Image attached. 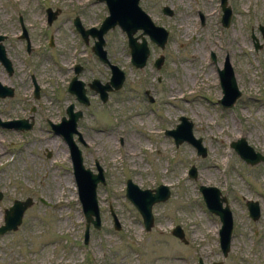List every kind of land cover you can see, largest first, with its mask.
I'll list each match as a JSON object with an SVG mask.
<instances>
[{"label": "rangeland", "instance_id": "rangeland-1", "mask_svg": "<svg viewBox=\"0 0 264 264\" xmlns=\"http://www.w3.org/2000/svg\"><path fill=\"white\" fill-rule=\"evenodd\" d=\"M226 3L231 15L223 27L219 0H139L152 22L167 31L163 48L143 35L149 55L135 68L124 32L108 29L102 48L124 79L104 102L86 88L83 106L66 90L72 67H80L77 78L85 85L93 78L104 83L110 72L90 50L93 38L83 42L72 20L77 17L84 29L98 27L107 15L104 1L0 0L1 43L12 68L8 75L0 64V83L13 90L11 97L0 98V120L32 122L27 130L0 127V225L13 200L32 201L16 230L0 234V264H198V259L264 264V163L249 166L229 147L243 137L264 153V0ZM162 6L172 14H163ZM47 8L57 10L49 24ZM18 17L27 40L20 38ZM224 58L241 93L230 108L217 102V69ZM68 104L81 111L76 121L81 142L73 139L82 164L96 172V163L104 179L95 189L100 226H89L86 243L68 149L48 125L66 116ZM181 115L200 138L203 157L164 134ZM190 166L194 178L187 175ZM126 179L140 189L158 184L169 189L165 201L151 206L147 231L125 198ZM199 185L216 187L227 200L232 228L225 256L218 246L219 219L205 208ZM246 200L258 204L255 221ZM176 225L185 243L171 234Z\"/></svg>", "mask_w": 264, "mask_h": 264}, {"label": "water", "instance_id": "water-1", "mask_svg": "<svg viewBox=\"0 0 264 264\" xmlns=\"http://www.w3.org/2000/svg\"><path fill=\"white\" fill-rule=\"evenodd\" d=\"M104 1L107 15L101 20L97 28L91 27L83 29L77 17L73 19V25L80 34L82 40L86 43L87 36L93 38V43L90 47L92 53L109 69L110 75L107 81L100 83L97 79H92L86 83V87L98 94L101 102L107 98V92L117 90L121 87L124 79L123 72L114 64L108 62L105 56L103 47L102 35L114 26H118L126 36V44L129 51V61L135 68H142L145 65V60L149 55L147 43L143 38L146 35L149 41L154 43L159 48H163L167 40V31L158 25H155L150 17L138 5L139 0H98ZM221 16L220 23L223 27H227L231 15L230 7L227 5L226 0H219ZM47 12V23L49 24L57 13V10ZM161 12L167 16L172 14V11L167 6H162ZM21 27V38L26 39L25 30L19 19ZM137 30H140L138 35H134ZM258 30L262 34V27L258 25ZM254 49H258L257 39L251 33ZM4 39L0 35V64L8 75L11 74L12 68L10 61L5 55V51L1 41ZM139 39V40H138ZM162 62L160 55L154 61V67L158 69ZM79 66L76 65L74 69V76L67 84V92L74 95L77 102L87 106L88 100L85 95V84L77 78ZM217 76L219 87L221 90V97L217 102L222 108H230L237 98L240 96V91L236 86L233 70L227 58H224L222 67L217 69ZM13 90L11 87L2 85L0 83V98L11 97ZM34 95L37 96V88L34 84ZM149 101H152L148 96ZM65 117L62 116L57 123L48 122L51 131L59 135L68 149V155L71 165V171L76 188L77 200L80 204L81 212L84 218L83 227V242L86 243L88 236L89 226L93 229H98L100 226L99 212L95 198V189L97 184H103L104 179L101 168L95 163L96 172H92L82 164L80 150L78 149L73 135L77 136V141L81 142V137L76 129V121L81 116L80 110H73V105L68 104L65 109ZM178 123L174 128L166 130L165 134L173 139L175 146L180 143H188L194 147L196 154L203 157L205 149L201 145L200 138H195L192 135V123L185 116L177 118ZM32 122L26 119H11L0 120V127L7 129L27 130L31 127ZM229 146L237 154V156L247 165L252 166L259 162L264 163V153L254 151L245 141L243 137H239L229 143ZM49 153H47L48 156ZM187 175L195 177V170L190 166ZM198 191L201 195L202 202L206 209L216 215L220 222V227L217 231L218 246L222 256H225L231 238L232 219L231 212L228 207L227 200L224 195L214 186L199 185ZM124 195L125 198L131 203L141 217L142 226L145 231L149 230L152 226L151 206L157 202H163L169 197V189L166 185L158 184L154 188L140 189L136 184L132 183L129 179L124 182ZM32 201L29 197L24 200H13L11 205L3 210V222L0 225V234L6 231H14L20 224L21 217L25 209L31 205ZM248 216L251 220L255 221L259 217V207L256 201H245ZM113 220L114 229H118L117 221L110 211ZM171 234L177 237L180 241L185 243L181 228L176 225ZM198 264H220L219 261L211 263H202L200 259L197 260Z\"/></svg>", "mask_w": 264, "mask_h": 264}, {"label": "flooded vegetation", "instance_id": "flooded-vegetation-1", "mask_svg": "<svg viewBox=\"0 0 264 264\" xmlns=\"http://www.w3.org/2000/svg\"><path fill=\"white\" fill-rule=\"evenodd\" d=\"M162 8V7H161ZM79 69H80V67H79ZM79 71V70H78Z\"/></svg>", "mask_w": 264, "mask_h": 264}, {"label": "bare ground", "instance_id": "bare-ground-1", "mask_svg": "<svg viewBox=\"0 0 264 264\" xmlns=\"http://www.w3.org/2000/svg\"><path fill=\"white\" fill-rule=\"evenodd\" d=\"M132 152V151H131Z\"/></svg>", "mask_w": 264, "mask_h": 264}]
</instances>
